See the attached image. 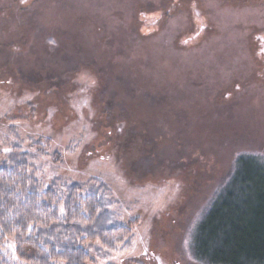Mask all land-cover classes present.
Here are the masks:
<instances>
[{
  "label": "rangeland",
  "instance_id": "obj_1",
  "mask_svg": "<svg viewBox=\"0 0 264 264\" xmlns=\"http://www.w3.org/2000/svg\"><path fill=\"white\" fill-rule=\"evenodd\" d=\"M38 138L42 187L99 180L133 219L87 264H198L236 156H264V0H0V146Z\"/></svg>",
  "mask_w": 264,
  "mask_h": 264
},
{
  "label": "trees",
  "instance_id": "obj_2",
  "mask_svg": "<svg viewBox=\"0 0 264 264\" xmlns=\"http://www.w3.org/2000/svg\"><path fill=\"white\" fill-rule=\"evenodd\" d=\"M28 148L0 146V264H12L1 255L8 244L21 264H87L129 250L134 222L117 219L108 187L99 180L42 187L35 161L60 155L47 138ZM192 245L198 264H264V156H236Z\"/></svg>",
  "mask_w": 264,
  "mask_h": 264
}]
</instances>
